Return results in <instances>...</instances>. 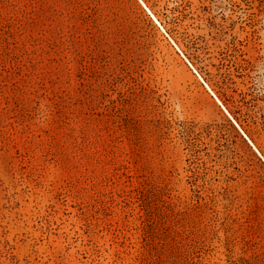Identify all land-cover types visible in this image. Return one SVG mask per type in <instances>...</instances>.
<instances>
[{"label":"rangeland","instance_id":"374dc122","mask_svg":"<svg viewBox=\"0 0 264 264\" xmlns=\"http://www.w3.org/2000/svg\"><path fill=\"white\" fill-rule=\"evenodd\" d=\"M0 264H264V0H0Z\"/></svg>","mask_w":264,"mask_h":264},{"label":"bare ground","instance_id":"6f19581e","mask_svg":"<svg viewBox=\"0 0 264 264\" xmlns=\"http://www.w3.org/2000/svg\"><path fill=\"white\" fill-rule=\"evenodd\" d=\"M149 11V10H148ZM150 12V11H149Z\"/></svg>","mask_w":264,"mask_h":264}]
</instances>
